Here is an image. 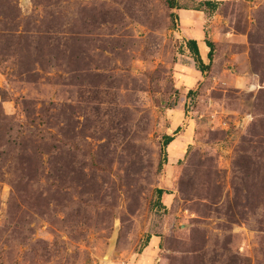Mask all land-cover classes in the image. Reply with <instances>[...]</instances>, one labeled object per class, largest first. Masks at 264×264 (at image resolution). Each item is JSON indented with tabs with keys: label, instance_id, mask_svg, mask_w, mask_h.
Returning a JSON list of instances; mask_svg holds the SVG:
<instances>
[{
	"label": "rangeland",
	"instance_id": "obj_1",
	"mask_svg": "<svg viewBox=\"0 0 264 264\" xmlns=\"http://www.w3.org/2000/svg\"><path fill=\"white\" fill-rule=\"evenodd\" d=\"M175 4L0 0V264H264V0Z\"/></svg>",
	"mask_w": 264,
	"mask_h": 264
},
{
	"label": "trees",
	"instance_id": "obj_2",
	"mask_svg": "<svg viewBox=\"0 0 264 264\" xmlns=\"http://www.w3.org/2000/svg\"><path fill=\"white\" fill-rule=\"evenodd\" d=\"M201 3H202V4H200L201 6H203L204 8H206L210 11H215L217 9L216 3L209 2V1L201 2ZM167 5H168V8L171 10H178L176 7V4H175V0H167ZM186 44H187V48L191 51V53L193 55V59H194L195 63L197 64L198 70L201 73L206 72L208 67L203 64L202 58L200 56V51H199V48H198L196 41L189 40V41H187ZM205 45L209 49V53L207 55V58L209 61H211L212 56H213V51H214L213 44L210 43L209 41H206ZM163 139H164L163 154H165V149L173 142V138L169 137V136H165ZM164 161H166V160H164ZM159 166H162V163L159 164ZM162 193H163L162 191H157L158 196H161Z\"/></svg>",
	"mask_w": 264,
	"mask_h": 264
},
{
	"label": "crops",
	"instance_id": "obj_3",
	"mask_svg": "<svg viewBox=\"0 0 264 264\" xmlns=\"http://www.w3.org/2000/svg\"><path fill=\"white\" fill-rule=\"evenodd\" d=\"M176 14H177V16L179 15V17L184 20L185 29L188 28V25L186 24L188 21L191 22V23H194V20L196 19L195 12H192V11L180 10ZM195 35H196L195 37L197 39H202L203 40L202 34L198 30L195 31ZM192 40L195 41V39H192ZM204 45H205V43H204ZM204 45H202V46H204ZM199 51L202 54L204 53V52H202L201 47H200V50Z\"/></svg>",
	"mask_w": 264,
	"mask_h": 264
},
{
	"label": "bare ground",
	"instance_id": "obj_4",
	"mask_svg": "<svg viewBox=\"0 0 264 264\" xmlns=\"http://www.w3.org/2000/svg\"><path fill=\"white\" fill-rule=\"evenodd\" d=\"M201 49H202V52H205V50H207L205 46H201Z\"/></svg>",
	"mask_w": 264,
	"mask_h": 264
}]
</instances>
